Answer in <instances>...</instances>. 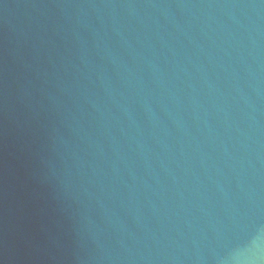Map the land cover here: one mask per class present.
Listing matches in <instances>:
<instances>
[{
    "label": "water",
    "instance_id": "obj_1",
    "mask_svg": "<svg viewBox=\"0 0 264 264\" xmlns=\"http://www.w3.org/2000/svg\"><path fill=\"white\" fill-rule=\"evenodd\" d=\"M0 264H264V0H0Z\"/></svg>",
    "mask_w": 264,
    "mask_h": 264
}]
</instances>
